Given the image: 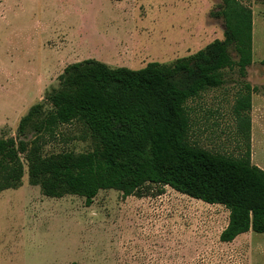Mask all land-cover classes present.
Segmentation results:
<instances>
[{"label": "rangeland", "instance_id": "rangeland-1", "mask_svg": "<svg viewBox=\"0 0 264 264\" xmlns=\"http://www.w3.org/2000/svg\"><path fill=\"white\" fill-rule=\"evenodd\" d=\"M253 10V63L223 71L225 82L186 103L190 141L214 153L241 157L247 140L235 105L251 93L255 118L251 153L264 164V0H241ZM221 0H0V137L18 136L20 120L61 87L72 63L96 59L131 69L173 64L225 40ZM229 52L238 61L235 45ZM252 113L254 116H252ZM256 114V115H255ZM37 133L29 126L23 139ZM97 139L80 121L44 142V154L94 150ZM254 153V156H253ZM0 192V264H264V232L222 243L229 210L148 184L142 196L100 190L93 203L45 196L29 181Z\"/></svg>", "mask_w": 264, "mask_h": 264}, {"label": "trees", "instance_id": "trees-1", "mask_svg": "<svg viewBox=\"0 0 264 264\" xmlns=\"http://www.w3.org/2000/svg\"><path fill=\"white\" fill-rule=\"evenodd\" d=\"M225 40L173 64L149 62L144 68L111 67L96 59L69 64L59 76L61 87L33 105L19 123L16 138L0 137V192L22 186L25 165L29 181L45 196L78 195L90 206L100 190L142 196L148 184L174 190L229 210L221 242L249 231L264 232V169L252 162L249 115L251 93L235 105L247 140L241 157L203 149L190 141L186 103L225 82L223 71L235 66L246 76L253 63L254 16L241 0H221ZM239 55L234 61L229 45ZM80 121L97 139L93 151L44 154V142L63 125ZM29 126L37 135L26 142Z\"/></svg>", "mask_w": 264, "mask_h": 264}, {"label": "crops", "instance_id": "crops-1", "mask_svg": "<svg viewBox=\"0 0 264 264\" xmlns=\"http://www.w3.org/2000/svg\"><path fill=\"white\" fill-rule=\"evenodd\" d=\"M254 13V12H253ZM255 19V18H254ZM94 59V58H93ZM103 62V61H102ZM108 64L109 66L111 67H127V65H123L122 63H106ZM252 65V64H251ZM129 68V67H128ZM252 107H253V104H252ZM256 115V114H255ZM252 116L253 113H252ZM254 129H255V118L253 117L252 118V143L254 142ZM253 156H254V153H253ZM257 165V164H256ZM259 167H261L262 169H264V164H258ZM248 233V232H247ZM246 234V233H244ZM238 238V237H237ZM237 238L235 240H237ZM234 240V241H235ZM222 243H229V242H222Z\"/></svg>", "mask_w": 264, "mask_h": 264}]
</instances>
